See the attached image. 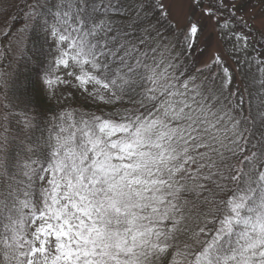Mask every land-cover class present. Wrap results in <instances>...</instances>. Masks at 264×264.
<instances>
[{
	"label": "snow or ice",
	"instance_id": "obj_1",
	"mask_svg": "<svg viewBox=\"0 0 264 264\" xmlns=\"http://www.w3.org/2000/svg\"><path fill=\"white\" fill-rule=\"evenodd\" d=\"M0 37V264H264V0H0Z\"/></svg>",
	"mask_w": 264,
	"mask_h": 264
},
{
	"label": "trees",
	"instance_id": "obj_2",
	"mask_svg": "<svg viewBox=\"0 0 264 264\" xmlns=\"http://www.w3.org/2000/svg\"><path fill=\"white\" fill-rule=\"evenodd\" d=\"M19 11H20V9H18V8L13 10V16L16 17V21H17L18 25L22 21V17L17 15V13ZM6 47H7V41H5L2 37H0V50H3ZM0 70H5V71L8 70L6 61H0ZM86 107H87V105H86ZM93 110H94V108H93Z\"/></svg>",
	"mask_w": 264,
	"mask_h": 264
}]
</instances>
